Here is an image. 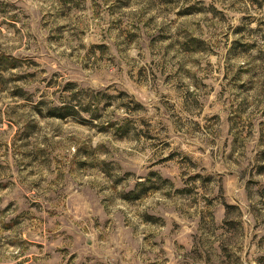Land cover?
I'll return each instance as SVG.
<instances>
[{"label":"rangeland","instance_id":"obj_1","mask_svg":"<svg viewBox=\"0 0 264 264\" xmlns=\"http://www.w3.org/2000/svg\"><path fill=\"white\" fill-rule=\"evenodd\" d=\"M0 264H264V0H0Z\"/></svg>","mask_w":264,"mask_h":264}]
</instances>
